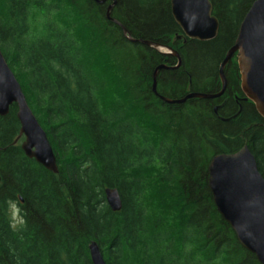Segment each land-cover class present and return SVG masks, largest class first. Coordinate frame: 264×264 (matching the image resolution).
<instances>
[{"label":"trees","instance_id":"trees-1","mask_svg":"<svg viewBox=\"0 0 264 264\" xmlns=\"http://www.w3.org/2000/svg\"><path fill=\"white\" fill-rule=\"evenodd\" d=\"M96 1L0 0V52L57 166L53 174L25 157L10 106L0 117V264H91L92 242L106 264H259L207 185L210 160L243 147L264 180V120L244 101L235 57L220 98L161 100L220 92V65L255 0H209L216 38L185 44L173 42L181 31L171 0ZM33 12L42 18L38 35L30 31ZM123 30L178 53L180 67L157 73L155 93L154 70L176 59ZM110 87L118 94L104 107L99 95ZM147 187L164 212L148 209ZM106 188L119 194L117 213Z\"/></svg>","mask_w":264,"mask_h":264},{"label":"water","instance_id":"water-1","mask_svg":"<svg viewBox=\"0 0 264 264\" xmlns=\"http://www.w3.org/2000/svg\"><path fill=\"white\" fill-rule=\"evenodd\" d=\"M106 0L96 1L102 4ZM114 4L108 7L106 18ZM170 10L181 34L173 42L187 40L208 42L216 38L219 24L212 15L209 0H171ZM126 36V31L123 30ZM127 37V36H126ZM157 52L170 55L176 66L160 65L154 70L152 91L155 93L156 76L160 70H177L180 67L178 53L167 46L147 41H134ZM235 57L240 90L244 101L253 104L257 114L264 120V0H255L244 16L234 42L227 51L219 68L221 90L215 95L188 94L182 100L161 98L167 104H180L189 99H217L226 88L224 69ZM17 108L16 118L23 137L20 148L28 159L50 173H57L56 159L46 134L28 107L21 87L0 52V117L8 114L9 107ZM218 107L214 109L216 113ZM207 185L213 204L221 218L233 231L238 244L252 254L259 264H264V180L257 170L255 160L247 147L229 155L214 156L207 167ZM105 201L113 213L121 210V200L116 189L104 190ZM91 264H106L97 243L88 246Z\"/></svg>","mask_w":264,"mask_h":264},{"label":"rangeland","instance_id":"rangeland-1","mask_svg":"<svg viewBox=\"0 0 264 264\" xmlns=\"http://www.w3.org/2000/svg\"><path fill=\"white\" fill-rule=\"evenodd\" d=\"M53 19L60 23V20L57 17H53ZM41 23L42 18H40V15L33 12L30 16L29 25H30V31L32 35H38L40 33L41 29ZM104 62V61H103ZM110 76H106L108 81H110V86L113 84L114 80ZM118 94V92L114 89V87H110L108 90H105L103 93L99 95V102L100 105L106 107L111 100ZM153 171L158 170V166L154 165L153 168H151ZM145 202L148 207V209L151 211H154L155 209L159 210L160 212H164L163 209L159 207V198L157 196V193L154 192L150 187L146 188L145 192ZM10 215L13 221V225L19 224V215H18V209L14 205L10 206Z\"/></svg>","mask_w":264,"mask_h":264}]
</instances>
